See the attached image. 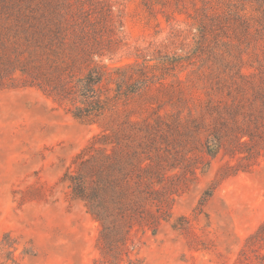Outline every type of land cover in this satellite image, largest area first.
Segmentation results:
<instances>
[{"label": "rangeland", "instance_id": "1", "mask_svg": "<svg viewBox=\"0 0 264 264\" xmlns=\"http://www.w3.org/2000/svg\"><path fill=\"white\" fill-rule=\"evenodd\" d=\"M100 1L113 11L107 27L99 26L106 41L102 56L92 55V46L75 50L80 62L74 79L96 63L128 68L143 57L182 55L192 65L177 67L176 77L120 104L117 112L82 121L69 112V102L48 94L55 82L13 70L27 64L33 47L22 28L9 29V48L0 49V264H103L100 224L64 176L94 136L145 120L159 122L144 157L160 164L164 178L154 188L158 194L143 201L150 216L133 230L132 258L142 264H264V145L253 157L223 150L211 158L191 143L189 124L208 92L188 88L198 66L205 79L229 78L230 68L239 66L252 82L264 61L243 51L234 33L212 34L196 57L201 0Z\"/></svg>", "mask_w": 264, "mask_h": 264}, {"label": "trees", "instance_id": "2", "mask_svg": "<svg viewBox=\"0 0 264 264\" xmlns=\"http://www.w3.org/2000/svg\"><path fill=\"white\" fill-rule=\"evenodd\" d=\"M201 2L196 10L201 31L196 57L212 34L234 33L243 51L251 50L259 62L264 61V0ZM112 12L109 3L100 0H0V49L9 48L4 36L10 28H22L33 49L27 64L13 70L23 74L33 71L35 79L55 82L50 96L69 102V112L75 118L96 122L117 112L120 104L126 105L136 95L163 84L168 76L176 77L177 67L192 65L185 63L182 55L143 57L144 62L128 68L111 69L97 63L85 66L87 73L74 79L80 54L75 56L73 52L92 51L88 49L92 46V55L102 56L99 50L106 41L99 26L107 27ZM260 64V77L252 82L248 81L252 76L244 74L239 66L230 68L229 78L207 79L204 67L198 66L194 70L198 77L189 79L191 92H208L198 113L193 109L189 117L195 135L191 143L201 145L211 158L223 150L231 156L247 153L253 157L264 145V63ZM184 101L189 106L186 98ZM158 124L125 122L119 131L104 130L76 156L75 169L70 168L64 176L74 196L86 203L88 212L100 224L97 246L103 264H142L131 256V237L136 224L142 226L150 216L145 217L143 201H151L153 194H158L155 186L163 183L160 164L144 157L158 136Z\"/></svg>", "mask_w": 264, "mask_h": 264}]
</instances>
